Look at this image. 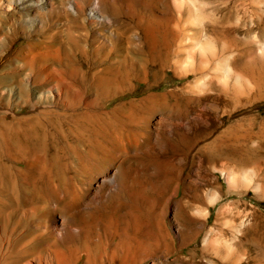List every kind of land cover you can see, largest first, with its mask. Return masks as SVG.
<instances>
[{"label":"rangeland","instance_id":"rangeland-1","mask_svg":"<svg viewBox=\"0 0 264 264\" xmlns=\"http://www.w3.org/2000/svg\"><path fill=\"white\" fill-rule=\"evenodd\" d=\"M90 1L0 0V72L9 77L23 73V63L31 58V46L47 41L51 33L57 34L58 25L70 23L72 30L81 33L76 34L85 50L77 56L87 55L85 70L96 65L103 67L100 74H104L110 61L123 53L128 58L140 55L150 61L148 81L142 77V70L140 77L120 88L101 86L96 103L102 110L119 104L126 92L128 98L132 93L145 96L153 74L158 72V54L164 55L173 31L185 32V37L177 39L184 65L177 71L173 66L161 69L155 91L165 88L182 93L179 107L190 110L189 120L166 118L171 129L182 130L197 120L207 131L196 144L174 150L163 132L158 133L164 108L154 102L132 108L128 156L119 154L114 163L103 165L90 187L91 194L115 207L117 213L95 218L101 225H110L112 234L104 237L100 250L94 249L93 264H264V0H99L95 9L103 14L97 19L90 15ZM61 9L69 10L67 17L60 14ZM189 52L195 54L193 60ZM201 55L211 59L210 88L201 84L202 79L198 81L196 73L185 70ZM37 60L39 65L45 61ZM10 83L4 86L12 87ZM8 104L0 102V108L12 110L15 104ZM154 106L157 109H152ZM28 110L16 111L21 115ZM148 116H152L150 130L145 133L142 126ZM213 137H218V146L209 147ZM238 159L249 160V164L238 166ZM152 160L165 166L159 167ZM225 170H234V180L227 179ZM120 171L127 177L120 178ZM103 181L108 183L104 187ZM198 186L204 199L194 201L187 213H181L185 189L191 192ZM55 219L62 220L59 216ZM189 232L195 234L192 239ZM213 236H219L223 245L217 248L210 244ZM242 239L244 246L237 248Z\"/></svg>","mask_w":264,"mask_h":264},{"label":"bare ground","instance_id":"bare-ground-1","mask_svg":"<svg viewBox=\"0 0 264 264\" xmlns=\"http://www.w3.org/2000/svg\"><path fill=\"white\" fill-rule=\"evenodd\" d=\"M90 2H92L90 15L97 19L103 14L95 9L100 2L99 0ZM52 6H54L53 1ZM59 11L62 16H66L69 12L63 9ZM51 12L53 11H48L47 14ZM71 20L79 21L77 18H71ZM62 25L57 26L55 31L57 34H49L50 40H41L36 42L37 45L31 46L29 51L31 58L23 63V73L9 77L7 73L3 75L0 72V102H7L9 106L15 104L12 110L0 108V264H79L80 261H84L85 264L95 263L94 249L100 250L104 237L112 234L110 225L105 223L101 225L95 218L101 217L104 213L108 217L117 213L115 207H110L109 204L91 194L90 187L99 178L103 165L114 163L119 154L128 156V139L132 129L130 121L133 119H131L132 108L136 109L149 102L164 108L165 114L157 123L158 133L163 132V135L169 139L171 149L175 150L179 146L188 148L205 137L207 133L206 129L200 128L197 120H191V123L182 130L171 129L170 121L166 122V118L170 120L172 117L180 116L188 119L190 110L179 107L178 100L182 93L175 90L169 91L164 87L162 91H155L158 84L156 83L158 72L161 69L173 66L177 71L183 64L180 57L181 43L177 42V39L180 35L185 37V32L173 31L170 44L165 53L163 52L164 55L155 56L158 72L153 74V82L147 83L148 92L145 96L137 97L135 93H132L133 97L128 98L126 92L119 104L105 106L100 110L96 102L101 86H105L108 90L117 85L120 88V85H125L126 81L140 77L142 70L145 71L142 77L149 80L151 71L148 72L146 69L150 61L147 57L134 56L132 55L134 53L130 51L131 58H128L125 53L121 56L119 54V57L114 58L105 67L104 74H100L103 67L96 65H89V69L85 70L83 66L88 63L87 55L77 56L79 52L83 53L85 50L82 45H79L78 34H76L79 32L74 31L75 28L72 30L71 25L69 27ZM113 41L111 39V42ZM97 46L100 47L99 43ZM188 56H192L193 60L195 54L189 52ZM39 58H43L44 63L37 64L36 61ZM208 58L201 55L197 62H190L189 68L185 66L188 68L185 70L196 73L198 81L202 79L201 84L210 88L212 82L207 78L210 75L211 59ZM7 83H10L12 87L4 86L8 85ZM170 99L174 101L171 103ZM25 107L30 110L21 115L17 113L18 108ZM152 109L157 108L154 106ZM152 116L146 117L143 123L142 130L145 133L150 130ZM192 131H194L193 135L190 134ZM217 139L218 137H213L208 146H218ZM237 161L238 166L241 167L249 164V160L238 159ZM125 164H121L122 169L124 166L126 168ZM156 164L160 167L164 163L159 161ZM124 171H120V178L126 176ZM224 173L227 179L234 180V170L227 172L225 170ZM106 178H110L108 173ZM106 184L108 183L103 181V187ZM204 196L199 186L191 192L185 189L180 212L187 213L192 203L202 201ZM55 216L61 217L62 220H56ZM157 221L160 222V220ZM253 230L254 228H251V231ZM190 232L193 233L195 230ZM191 233L192 239L195 234ZM208 237L209 235L205 237V240ZM211 239L208 242L215 247L219 248L223 245L219 242V236H213ZM243 242L244 239L236 245L237 248L244 246ZM5 243H7L6 246ZM26 259L27 261L24 262Z\"/></svg>","mask_w":264,"mask_h":264}]
</instances>
